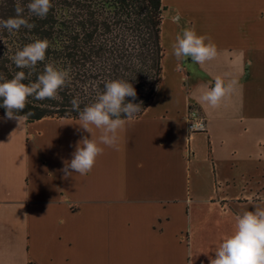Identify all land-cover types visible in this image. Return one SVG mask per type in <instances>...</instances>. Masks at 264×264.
I'll list each match as a JSON object with an SVG mask.
<instances>
[{"label": "crops", "instance_id": "0c3cea01", "mask_svg": "<svg viewBox=\"0 0 264 264\" xmlns=\"http://www.w3.org/2000/svg\"><path fill=\"white\" fill-rule=\"evenodd\" d=\"M161 3L159 90L87 175L63 171L91 138L79 120L0 115V264H209L236 216L264 208V0ZM188 28L214 59L175 58ZM217 79L232 91L212 108L199 97Z\"/></svg>", "mask_w": 264, "mask_h": 264}, {"label": "trees", "instance_id": "16d2710c", "mask_svg": "<svg viewBox=\"0 0 264 264\" xmlns=\"http://www.w3.org/2000/svg\"><path fill=\"white\" fill-rule=\"evenodd\" d=\"M29 2L0 0V20L15 16L19 3L25 8L24 17L35 25L14 33L0 28V77L11 79L17 71L27 76L30 70L17 68L10 57L26 44L47 39L45 61L23 82H35L47 63L69 69L71 79L54 100L29 97L18 115L26 116V123L46 118L79 120L72 109L73 98H79L82 110L103 92L107 81L121 79L135 88L136 98L127 97L126 102L140 104L135 119L141 117L162 82L160 26L165 8L161 0H51L53 7L45 18L29 14ZM0 115L6 116L2 107Z\"/></svg>", "mask_w": 264, "mask_h": 264}, {"label": "clouds", "instance_id": "9594fccd", "mask_svg": "<svg viewBox=\"0 0 264 264\" xmlns=\"http://www.w3.org/2000/svg\"><path fill=\"white\" fill-rule=\"evenodd\" d=\"M53 7L51 0H30L27 4L29 14L45 18ZM25 8L15 5V16L0 20V28L9 33L22 27L31 30L35 27L24 17ZM49 47L47 39H37L26 44L10 57L17 68L29 69L17 71L13 78L0 77V107L5 109L7 119H15L19 125L26 116L18 115L26 107L29 97L36 100L56 99L58 92L70 82V70L58 68L52 63L44 65L42 73L35 82L24 83L39 62L45 61ZM172 54L179 61L190 59L195 64H204L217 56V46L207 35L197 34L195 29H185L171 44ZM232 85H225L217 79L214 85L204 89L200 101L212 108L218 107L226 95L231 93ZM137 93L131 83L116 79L105 83L104 90L96 100L81 110L79 98L71 100L72 109L78 112L80 129L91 134L82 137L75 145L70 161H64L65 177L76 173L87 175L94 167L97 158L103 154V146L118 149V133L140 112V104L126 102L133 100ZM30 115V113L28 114ZM197 128L193 124V131ZM94 129L99 131L98 138ZM71 170V171H70ZM64 221L61 220V223ZM215 258L209 257V264H264V208H256L236 216L233 232L224 237L215 249Z\"/></svg>", "mask_w": 264, "mask_h": 264}, {"label": "built area", "instance_id": "2783aa9c", "mask_svg": "<svg viewBox=\"0 0 264 264\" xmlns=\"http://www.w3.org/2000/svg\"><path fill=\"white\" fill-rule=\"evenodd\" d=\"M185 120L189 135L204 133L206 131V122L197 110L189 109L186 113ZM193 124L197 126L195 131H193Z\"/></svg>", "mask_w": 264, "mask_h": 264}]
</instances>
